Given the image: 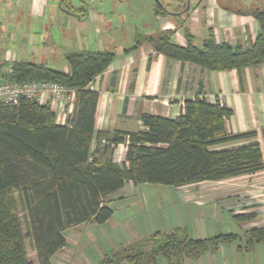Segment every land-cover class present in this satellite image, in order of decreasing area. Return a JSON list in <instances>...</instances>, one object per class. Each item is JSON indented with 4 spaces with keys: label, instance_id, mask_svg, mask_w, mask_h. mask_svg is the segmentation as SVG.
Here are the masks:
<instances>
[{
    "label": "trees",
    "instance_id": "16d2710c",
    "mask_svg": "<svg viewBox=\"0 0 264 264\" xmlns=\"http://www.w3.org/2000/svg\"><path fill=\"white\" fill-rule=\"evenodd\" d=\"M81 2L85 4V0ZM62 6L72 10L70 0H64ZM160 6L158 14L164 9ZM250 12L259 23V33L249 47L219 43L213 34L198 47L188 32L187 46L173 43L171 31L145 40L160 54L209 71H241L264 63V9ZM113 58L114 53L106 50L70 54L66 57L69 73L15 62L12 72L4 77L17 84L59 83L76 91V102L65 125L57 123L50 104L26 99L18 105L0 104V264H51L66 247L68 230L86 223L104 225L112 218L109 197L127 183L180 188L264 169L259 143L232 145L254 139L256 134L228 133L226 122L232 110L205 98L188 101L185 113L176 119L145 114L141 131L100 134L99 142L104 139L108 143L92 152L99 94L89 86ZM123 143L127 144L126 160L114 163L109 148ZM252 218L254 215L234 217L237 222ZM249 235L256 242H264L263 229L252 230ZM236 238L234 234L192 238L183 229L158 231L124 247L106 262L156 264L162 258L169 264H183ZM27 239L35 261L29 256Z\"/></svg>",
    "mask_w": 264,
    "mask_h": 264
},
{
    "label": "crops",
    "instance_id": "0c3cea01",
    "mask_svg": "<svg viewBox=\"0 0 264 264\" xmlns=\"http://www.w3.org/2000/svg\"><path fill=\"white\" fill-rule=\"evenodd\" d=\"M250 1L143 0L137 4L136 0H85L82 5L81 0H70L72 10L66 11L64 0H0V80L7 78L15 62L69 73L68 55L110 51L114 53L112 62L89 86L99 94L92 152L101 144L100 134L141 131L145 114L176 119L185 113L188 101L205 98L232 110L226 122L228 133L256 134L254 139L232 145L257 142L264 157V63L241 71H209L160 54L145 40L171 31L173 43L187 46L188 32L198 47L212 34L219 43L249 47L259 33V23L250 11L262 9ZM160 4L163 14L157 13ZM124 6L139 17L126 15ZM142 11L148 16H140ZM75 102L73 91L71 99L50 104L58 124L67 123ZM126 153L127 144L123 143L112 145L108 155L114 163L122 164ZM175 192L183 204L203 211L206 225L202 239L237 236L234 242L205 253L195 260L197 264H264V242L249 235L252 230H264V169L175 188ZM237 215L254 218L237 222Z\"/></svg>",
    "mask_w": 264,
    "mask_h": 264
},
{
    "label": "rangeland",
    "instance_id": "374dc122",
    "mask_svg": "<svg viewBox=\"0 0 264 264\" xmlns=\"http://www.w3.org/2000/svg\"><path fill=\"white\" fill-rule=\"evenodd\" d=\"M142 1L136 0V3ZM157 1L162 3L164 0ZM250 2L253 5L260 4L264 9V0ZM124 11L129 17L135 19L139 17L135 12H131L129 6H124ZM141 13L140 16H148L146 11ZM16 197L18 199V193ZM109 206L114 212L111 221L104 225L84 224L68 230L67 245L52 258L51 264H108L106 260L112 258L113 254L158 231L170 233L176 229H183L192 238H202L205 235L202 234L205 232L203 226L206 224L201 217L203 214L201 208H191L183 204L177 199L175 188L171 186L160 184L135 186L127 183L122 190L109 197ZM20 216L23 222L21 208ZM23 228L26 233L24 222ZM26 246L30 258L35 261L36 256L29 239L26 240ZM156 264L169 262L160 258ZM185 264H197V261L191 260Z\"/></svg>",
    "mask_w": 264,
    "mask_h": 264
},
{
    "label": "built area",
    "instance_id": "2783aa9c",
    "mask_svg": "<svg viewBox=\"0 0 264 264\" xmlns=\"http://www.w3.org/2000/svg\"><path fill=\"white\" fill-rule=\"evenodd\" d=\"M73 90L56 82H32L17 84L4 79L0 81V104L18 105L21 99L39 104L58 105L59 101L71 99ZM107 144V141H103Z\"/></svg>",
    "mask_w": 264,
    "mask_h": 264
},
{
    "label": "water",
    "instance_id": "95a60500",
    "mask_svg": "<svg viewBox=\"0 0 264 264\" xmlns=\"http://www.w3.org/2000/svg\"><path fill=\"white\" fill-rule=\"evenodd\" d=\"M187 10H189V5H188V7H187Z\"/></svg>",
    "mask_w": 264,
    "mask_h": 264
}]
</instances>
